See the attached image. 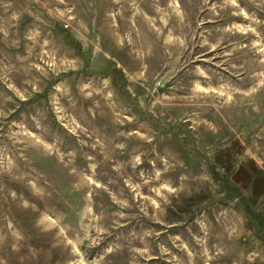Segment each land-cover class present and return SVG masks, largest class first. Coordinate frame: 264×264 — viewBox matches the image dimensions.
Segmentation results:
<instances>
[{
    "label": "rangeland",
    "instance_id": "obj_1",
    "mask_svg": "<svg viewBox=\"0 0 264 264\" xmlns=\"http://www.w3.org/2000/svg\"><path fill=\"white\" fill-rule=\"evenodd\" d=\"M0 264H264V0H0Z\"/></svg>",
    "mask_w": 264,
    "mask_h": 264
}]
</instances>
